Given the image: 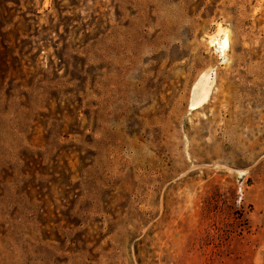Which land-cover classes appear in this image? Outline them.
<instances>
[{
	"label": "rangeland",
	"instance_id": "1",
	"mask_svg": "<svg viewBox=\"0 0 264 264\" xmlns=\"http://www.w3.org/2000/svg\"><path fill=\"white\" fill-rule=\"evenodd\" d=\"M0 264H264V0H0Z\"/></svg>",
	"mask_w": 264,
	"mask_h": 264
},
{
	"label": "bare ground",
	"instance_id": "2",
	"mask_svg": "<svg viewBox=\"0 0 264 264\" xmlns=\"http://www.w3.org/2000/svg\"><path fill=\"white\" fill-rule=\"evenodd\" d=\"M215 41H217L218 47L221 49L222 53H224L229 45L228 33L224 30L218 29L217 36L211 38V42L214 43Z\"/></svg>",
	"mask_w": 264,
	"mask_h": 264
}]
</instances>
